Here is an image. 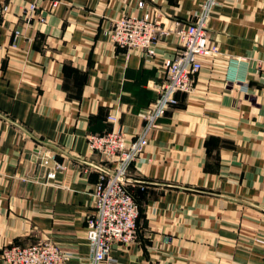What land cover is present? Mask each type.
<instances>
[{
	"label": "crops",
	"instance_id": "obj_1",
	"mask_svg": "<svg viewBox=\"0 0 264 264\" xmlns=\"http://www.w3.org/2000/svg\"><path fill=\"white\" fill-rule=\"evenodd\" d=\"M51 1L26 18V0H0V264L6 246L42 240L68 251L67 264H94L86 217L115 163L87 135L115 115L137 139L179 47L162 36L147 59L111 41L112 20L187 23L205 0H58L50 11ZM208 30L219 53L128 168L141 214L114 264H264V0H222Z\"/></svg>",
	"mask_w": 264,
	"mask_h": 264
},
{
	"label": "built area",
	"instance_id": "obj_2",
	"mask_svg": "<svg viewBox=\"0 0 264 264\" xmlns=\"http://www.w3.org/2000/svg\"><path fill=\"white\" fill-rule=\"evenodd\" d=\"M221 1H203L193 21L187 23L176 19L166 26L150 14L141 17L123 15L112 20L109 29L111 41L147 59L156 57L157 44L162 36L175 35L179 47L176 54L163 64V80L156 86L158 97L146 110L143 116L145 125L137 139H128L125 131L117 126L118 118L115 115L108 117L112 126L104 132L87 135L90 149L115 163L113 170L101 173L94 185V204L86 217L87 237L92 247L94 264H114L112 247L115 244H132L137 240L140 211L127 187L128 168L146 147L150 132L159 125L161 118L179 105V94H190L194 90L204 60L219 53V46L208 30V17L213 6ZM38 2L26 0V18L35 16ZM59 3L58 0H52L50 11ZM3 10L6 11V7ZM38 18L41 22L46 21L43 15ZM54 158V155L44 153L39 162L48 166ZM47 177L53 179L55 172L48 171ZM1 254L5 264H67L70 260V253L52 240L29 245L11 244Z\"/></svg>",
	"mask_w": 264,
	"mask_h": 264
},
{
	"label": "trees",
	"instance_id": "obj_3",
	"mask_svg": "<svg viewBox=\"0 0 264 264\" xmlns=\"http://www.w3.org/2000/svg\"><path fill=\"white\" fill-rule=\"evenodd\" d=\"M130 191V190H129ZM130 193H131V191H130ZM132 194V193H131ZM133 195V194H132ZM137 202V201H136ZM137 204H138V202H137ZM138 206H139V217H140V214H141V207H140V205L138 204ZM138 224H139V218H138Z\"/></svg>",
	"mask_w": 264,
	"mask_h": 264
}]
</instances>
